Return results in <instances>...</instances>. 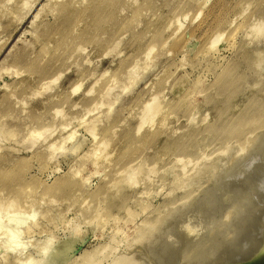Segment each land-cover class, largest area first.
Masks as SVG:
<instances>
[{"label": "rangeland", "instance_id": "obj_1", "mask_svg": "<svg viewBox=\"0 0 264 264\" xmlns=\"http://www.w3.org/2000/svg\"><path fill=\"white\" fill-rule=\"evenodd\" d=\"M257 145L264 0H0V264L168 263L151 252L201 195L230 215H194L208 252L253 201L214 183Z\"/></svg>", "mask_w": 264, "mask_h": 264}, {"label": "bare ground", "instance_id": "obj_2", "mask_svg": "<svg viewBox=\"0 0 264 264\" xmlns=\"http://www.w3.org/2000/svg\"><path fill=\"white\" fill-rule=\"evenodd\" d=\"M20 17V16H19ZM216 37H218V36H216ZM214 41L215 40H217V39H213ZM230 40V39H229ZM213 41V42H214ZM213 42H211V43H213ZM234 43V42H233ZM135 61V60H134ZM135 67V66H134ZM131 68V67H130ZM133 68V67H132ZM131 70V69H130ZM132 72H133V70H132ZM130 73V72H129ZM50 82V81H49ZM80 83V82H79ZM79 83H78V85H79ZM48 85V84H47ZM75 89V88H74ZM77 89H75V90H73V91H76ZM152 104V103H151ZM150 103H149V105H147V108H148V106H150L151 105ZM147 108H146V110H147ZM154 109V107H152V105L149 107V109H150V111H151V109ZM152 109V110H153ZM142 122H143V119H142ZM143 124H144V122H143ZM142 125V124H141ZM41 129V128H40ZM138 130H139V128H138ZM40 132H41V130H34V131H32V132H30V134H29V136H30V138H36V137H38L39 135H40ZM129 135H130V133H129ZM93 138H95L96 139V137L93 135L92 136ZM113 138V137H112ZM128 139V138H127ZM263 138L261 137V139L260 140H262ZM132 140V139H131ZM31 142V141H30ZM29 141H28V143H30ZM136 142V141H135ZM263 142V141H262ZM262 142H261V144H262ZM259 144H260V142H259ZM258 144V145H259ZM256 145V144H255ZM258 145H257V147H255L254 149H256L257 150V152H255L254 154H253V159H252V161L254 160H256V162H257V160L258 161H261L262 163H264V151L263 150H260L259 151V149H258ZM132 146V145H131ZM252 148V147H251ZM264 148V145H262V149ZM254 149L251 151V152H254ZM250 152V153H251ZM260 153V155H258V156H256L255 158H254V156L255 155H257V153ZM95 153V152H94ZM258 153V154H259ZM262 154V155H261ZM248 155V154H247ZM251 154H249L248 155V157H251L250 156ZM247 157V156H246ZM245 155H244V160H245ZM247 157V158H248ZM239 158V157H238ZM246 158V159H247ZM252 158V157H251ZM250 158V159H251ZM239 159H241V156H240V158ZM249 159V160H250ZM249 160H245L246 162H248ZM237 161V164H235V165H237V166H235V165H233V166H231V168H233V167H237L235 170H233L232 169V172L231 171H229V169H228V171L230 172V173H228L227 172V170L225 171V173L227 172L228 173V178H226L227 176H225L226 174L224 173V176H225V178L224 177H222L221 175V177L222 178H224V180L226 179V181L224 182V181H222V183H220V185H219V183H217V181H216V183H214V184H216L215 186H217V192L221 195V194H223V195H221V196H224L223 198H224V202L226 201L225 200V198L228 196V195H226V194H239V193H241V194H239L238 196H239V198L240 197H243L244 195H242V193L243 194H245V193H247V200L246 201H248L250 198L251 199H253V201L250 199L249 200V202H245V203H248V204H250V202L252 203V205L250 206V209H248V207H247V209L249 210V212L248 211H246L245 209H243L244 207H243V205H245L246 206V204H242V209L246 212V213H240V214H242V217H241V215H238L239 217H240V219H238L237 217H236V214H235V217L238 219V221L235 223V224H233L232 222H234L235 220L234 219H236V218H234L233 219V221L231 222V221H228L227 220V222H229V223H227V222H225V218H228L229 216H228V214L227 213H225V214H227V215H225L224 214V216H223V211H225V210H223V207L225 206V203H224V206H222V209L220 208V206H221V202H219L218 203V200H217V203H218V205H219V207H218V205H216L217 207L215 208V206L212 208L213 210H215V209H219V210H223L220 214H218V212L217 213H215V214H218V215H220L221 216V214H222V216L223 217H225V216H227V217H225L224 219L225 220H223V218L222 219H219V220H217L216 219V223H217V221H218V223H219V221L221 220V222H225V225H223L225 228H226V226H228V227H230V228H234V229H236V230H234L236 233L235 234H239L238 235V238H237V236L235 237V235L233 236L232 235V237H231V232L233 231V230H231V232H229L230 231V229L228 228V231L227 232H229L230 234H228L227 232V234H224V233H222L223 235H225V237H226V235L227 236H230L231 238H229V239H232L233 237H235L234 238V241H232V242H230V243H226V241L227 242H229V239H225L226 241L224 242L223 241V239L224 238H222V234L220 233H217V232H215V230H214V232H215V234L213 233V235H219V236H221V237H215V238H218V239H216L215 241L213 240V239H211V237L213 238V235H211V237H210V239L211 240H213V242L214 243H212V247L211 246H209V247H211L210 248V250H208V252H206V251H204V252H206V253H202L201 254V252L203 251V249H204V246L206 245L205 243H204V240H205V238H206V235H205V232L203 233V235L205 236V238H203L202 236V232L205 230V229H208L207 228V224H203L204 225V227L206 226V228H202V232H201V234L200 235H202L201 236V242L199 241V237L197 238L196 237V235L193 237L192 236V232H194L195 233V231H191L192 229H196V231L198 230L196 227H199V225L201 224V222H200V220L198 221V218L196 217V216H198L196 213H200L201 215H203L202 216V220L203 219H205V222L207 221V219H208V221L209 222H212L213 221V219H215L216 217H218V215L215 217L214 215V211L213 212H211L212 214H213V218H211L212 216H210V218L212 219V221H211V219L208 217L209 216V213H210V211H209V213L208 212H206L207 213V218H205V212L204 211H207L208 209H209V206H210V204L209 203H207V200L205 201V197H204V195H201L200 196V198L201 197H203V199H202V202L204 201V205L202 204V205H200L202 202H200V198H199V204L197 205V204H195L194 202V206L193 207H189V206H192L193 205V203L192 204H190L189 205V203H188V205H187V209H185V207H184V209H182L181 211H180V209H179V211H177V214H176V211H175V214H176V216H177V218L179 217L180 218V216H181V212L182 211H184V212H186L187 210V212L189 213V209L190 208H192V209H190L191 211H190V213L189 214H191L192 213V215H189V214H187V215H185L186 217L181 221V218L179 219V221H177V222H175L174 220H170V219H167V220H170V221H172V222H174V223H176L175 224V226H174V224H173V226H174V228L176 229V232H178V230L179 229H181L180 227H182V229H184V230H179V234L177 233V237L175 236L176 234V232H175V230H171L172 232H174L173 234H174V240H173V238L171 239V241L173 240L174 242L172 243L170 240H168L169 238H170V235H168V236H166L165 234H164V236H166L165 238H167L168 237V239H167V241H169V243H172L173 244V246L172 245H170V246H172V251H169L170 249L168 248L167 250L169 251V252H166V253H164V251H162V246H161V244H163V242H162V239H164L163 237H162V239H160L159 237V239L161 240V242H160V240H158V242H160V247H161V250H158V249H153V246H155V245H152L151 247H152V249H153V251L151 252L152 254H153V252L155 253V254H157V252H156V250L160 253V254H162L161 256H163V257H165V260L166 261H168V263H166V262H164V263H166V264H183L182 262H180V259H181V257H182V254L183 253H185L183 256H185L184 258L186 259L187 258V260L185 261V264H188V263H186V262H188L189 260H188V257H190V256H192L193 254H195V255H203V256H201L200 258H199V256H198V258L196 259V264H248V263H250V262H252L255 258H257V256L262 252V250L264 249V170H262L261 169V167H262V165H260V164H262L261 162H260V164H259V166L258 167H252V168H250V171H248V170H246V167H247V165H246V167L244 166V161L242 160H236ZM235 161V162H236ZM238 162H240L239 164L240 165H242V166H239L238 165ZM245 162V163H246ZM251 161H249L248 163H246V164H249ZM256 162H252V163H250V165H252L253 164V166H255V163ZM140 164V163H139ZM250 165H248L249 167H250ZM256 165H258V163H256ZM264 165V164H263ZM261 166V167H260ZM118 167V166H117ZM239 167V168H238ZM252 169V170H251ZM184 170V168L182 169V171ZM151 173V172H150ZM219 176V175H218ZM131 177V176H130ZM220 178V177H219ZM222 178H220V182H221V180H222ZM216 179V178H215ZM227 179H229V181H230V179H232V183L233 182H240V185H238L239 183H237V184H234L235 185V187L234 186H232V185H230L231 184V182H230V184H227ZM217 180H219V179H217ZM234 180H237V181H234ZM228 181V182H229ZM219 182V181H218ZM212 184V183H211ZM218 184V185H217ZM214 186V187H215ZM213 187V186H212ZM214 187H213V189H214ZM207 189V188H206ZM210 189V188H209ZM211 191V190H210ZM209 191V192H210ZM215 193H212V195L214 194V196H216L217 195V197H216V199H219V201H220V199H221V197L220 198H218L219 196H218V193L216 192V188H215ZM203 192V191H202ZM208 192V193H209ZM225 194V195H224ZM206 196H207V194H205ZM209 195H210V193H209ZM208 195V196H209ZM242 195V196H241ZM226 196V197H225ZM234 196V195H233ZM238 196L236 195V198H238ZM248 196H250V198L248 197ZM210 197V196H209ZM235 197V196H234ZM222 198V199H223ZM235 198V199H236ZM206 199H207V197H206ZM215 198H214V201L213 202H215V200H216ZM221 199V200H222ZM234 199V200H235ZM246 199V198H245ZM244 198H240V199H237V200H240L239 202H242L243 200H245ZM208 200H209V198H208ZM212 200H213V198L211 199L210 198V201H208V202H212ZM233 200V199H232ZM237 200H235L236 202H237ZM197 201V202H198ZM229 201V200H228ZM235 201H234V203H235ZM205 203H207V204H209V206H207L206 205V207H208V209L206 208V210H205V208H203L204 206H205ZM222 203V204H223ZM230 203H231V200H230ZM243 203V202H242ZM213 204V203H212ZM228 204V203H227ZM236 204V203H235ZM235 204H234V210H235V208H237L238 210L237 211H235V213L237 212H242V210L240 209V207H238V206H235ZM233 205V203L230 205H228L227 207L229 208V209H231V210H233L232 209V207H230V206H232ZM241 205V203L239 204V206ZM203 206V207H202ZM248 206V205H247ZM226 207V208H227ZM179 208V207H178ZM215 208V209H214ZM225 208V209H226ZM177 209V208H176ZM201 211H200V210ZM204 209V210H203ZM233 210V211H234ZM195 211V212H194ZM202 211L204 212V213H202ZM216 211V210H215ZM227 211V210H226ZM225 211V212H226ZM232 211V212H233ZM186 212V213H187ZM228 212V211H227ZM248 212V213H247ZM179 214H180V216H179ZM196 214V216H194ZM205 214V215H204ZM173 215H174V213H173ZM182 215H183V212H182ZM201 215L200 216H198L199 217V219H200V217H201ZM232 215H234L233 213H232ZM245 215V216H244ZM171 216H172V214H171ZM218 217V218H221V217ZM244 216V217H243ZM184 217V215L182 216V218ZM197 218V220H196V218ZM204 217V218H203ZM215 217V218H214ZM171 218V217H170ZM171 219H174V217H172ZM175 219H176V217H175ZM223 220V221H222ZM199 222L198 224L196 223V222ZM204 221V220H203ZM172 222H170V223H172ZM223 222V223H224ZM167 224H168V221L166 222ZM165 223V224H166ZM169 223V224H170ZM195 223H196V225H195ZM208 223V222H207ZM213 223V222H212ZM217 223V224H218ZM226 223L227 224H229V225H231V226H233L234 225V227H231V226H229V225H226ZM232 223V224H231ZM168 224V225H169ZM217 224H214V225H217ZM195 225V226H194ZM209 225H210V227H211V223H209L208 224V227H209ZM214 225H213V227H214ZM218 225H221V224H218ZM165 226L166 225H164L163 226V228H165ZM170 226V225H169ZM168 226V227H169ZM171 226H172V224H171ZM171 226H170V228H171ZM167 227V226H166ZM167 227V228H168ZM220 227V226H219ZM219 227H218V229H219ZM162 228V229H163ZM167 228H165L164 229V231H166L167 230ZM200 228V227H199ZM221 228H223L222 227V225H221ZM225 228H223L224 230L222 231V232H224L225 231ZM226 228V229H227ZM161 229V230H162ZM201 229V228H200ZM199 229V230H200ZM210 229V228H209ZM206 230L207 232H209L210 230ZM213 228L211 227V230H212ZM218 229L216 230V231H218ZM170 230V229H169ZM168 230V232H170ZM220 230V229H219ZM222 230V229H221ZM163 231V230H162ZM181 231V232H180ZM213 231V230H212ZM159 234L161 233V231H160V229H159ZM172 232H170V234H171V236H172ZM191 232V233H190ZM198 232H200V231H198ZM211 232V231H210ZM219 232H221V231H219ZM238 232V233H237ZM257 232H259L260 234L259 235H257V236H255L256 234L255 233H257ZM9 233V242H7V246H8V244L9 245H14V240H15V238L17 237V235H16V233H13L12 231H9L8 232ZM166 234H167V232H165ZM189 233V236H192L191 238H195V240H196V238H197V240L199 241V243L198 242H196V243H194V244H192L191 245V240L189 241H187V239H189V236L188 237H186V235ZM193 233V234H194ZM212 233V232H211ZM217 233V234H216ZM161 234H163V233H161ZM161 234H160V236H161ZM197 234V233H196ZM157 235H158V233H157ZM197 236H199V234L197 235ZM208 236H209V234H208ZM175 237H176V239H175ZM186 239V240H185ZM204 239V240H203ZM156 240V239H155ZM194 240V241H195ZM202 240H203V242H202ZM207 240V243H210L209 242V240L208 239H206ZM205 240V241H206ZM210 240V241H211ZM163 241H165V239L163 240ZM166 241V242H167ZM157 242V241H156ZM156 242L154 241V243L156 244ZM192 242H193V240H192ZM168 243V242H167ZM200 243L201 244H205V245H202L203 247H201L202 249V251L200 250V249H198V247H196V249L200 252V254H199V252L196 250V252L192 249L194 246H201L200 245ZM165 244V243H164ZM163 244V245H164ZM156 245H158V243L156 244ZM159 245H158V247H159ZM165 246V245H164ZM166 246H167V244H166ZM165 246V247H166ZM165 247H163V248H165ZM191 248V250H190V248ZM209 247H207L208 249H209ZM146 248V247H145ZM144 248V249H145ZM148 248H150V247H148ZM155 248H157V247H155ZM171 248V247H170ZM189 248V251H193V254L191 253L190 254V252H189V254H190V256H188L189 254L187 253L188 251H187V249ZM207 248L205 247V250H207ZM146 250V249H145ZM149 250V249H148ZM147 250V251H148ZM144 251V250H143ZM149 251H151V248H150V250ZM185 251H187V252H185ZM144 252H146V251H144ZM143 252V253H144ZM162 252V253H161ZM142 253V252H141ZM148 253V252H147ZM187 253V254H186ZM54 255V254H53ZM147 255V254H146ZM145 255V256H146ZM159 255V254H158ZM150 256V255H149ZM156 256V255H155ZM51 257H52V255H51ZM153 257V256H152ZM157 257V256H156ZM54 258V257H53ZM162 258V257H160V255H159V257H157V259L159 260V262H158V260H156V258H155V260H156V262L157 263H160V259ZM190 258H194L193 256L192 257H190ZM189 258V259H190ZM143 259H145L146 260V257H144V255H143ZM148 259H149V257H148ZM146 260V261H148V263L147 264H149L151 261H153V260H151V258H150V262H149V260ZM153 259H154V257H153ZM182 259H183V257H182ZM184 259V260H185ZM154 260V261H155ZM163 260H164V258H163ZM198 260V261H197ZM144 261V260H143ZM145 261V262H146ZM162 261V260H161ZM190 261H191V259H190ZM195 262V259H194V261H193V263ZM152 263V262H151ZM150 263V264H151ZM156 263V264H157ZM164 263H162V264H164ZM191 263V262H190ZM26 264H33V262H31V261H28V262H26ZM143 264H146V263H143ZM155 264V263H154ZM195 264V263H194Z\"/></svg>", "mask_w": 264, "mask_h": 264}, {"label": "water", "instance_id": "obj_3", "mask_svg": "<svg viewBox=\"0 0 264 264\" xmlns=\"http://www.w3.org/2000/svg\"><path fill=\"white\" fill-rule=\"evenodd\" d=\"M248 264H264V249L252 262Z\"/></svg>", "mask_w": 264, "mask_h": 264}]
</instances>
